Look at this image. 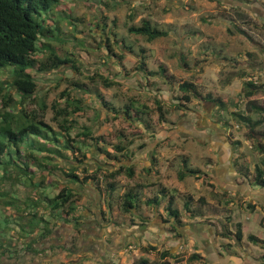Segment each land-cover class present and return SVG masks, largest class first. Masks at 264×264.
Wrapping results in <instances>:
<instances>
[{
	"label": "rangeland",
	"instance_id": "374dc122",
	"mask_svg": "<svg viewBox=\"0 0 264 264\" xmlns=\"http://www.w3.org/2000/svg\"><path fill=\"white\" fill-rule=\"evenodd\" d=\"M60 2V7L71 8L72 13L80 21H76V25L73 26L64 23L61 26L63 31L61 34H67L70 37L64 41L58 39L53 44L62 53L73 52L72 56L76 58L75 63L79 65V69H75L70 63H61L58 67L45 71V73H34L39 92L34 100L27 99L23 104L26 112H36L40 119L42 118L54 129H57V120L52 117L56 114L55 105L58 101L64 103V97L60 94L61 90L69 86L74 79L93 83L94 81L88 75L94 74L97 69H100L104 74L111 75L110 68L112 65L110 63L102 64V59H100L107 52L101 39L102 37L108 38L117 50L118 43L116 42H118V38L123 37L127 42L133 43L136 50L139 46L146 48L150 54L146 58L147 65L155 69L161 61L167 66L168 71L174 74L176 80H194L203 93L211 90L214 95L225 98L227 100L226 106L220 109L211 104L210 101H199L193 98L190 105L195 107L198 104L197 108L195 107L196 110L176 109L173 105V102L176 101L173 97L177 93L175 86L159 82L163 86L156 89L148 83L140 72L133 70L126 75L118 74L116 79L120 82L103 89V94L111 99L115 105H123L130 97L149 104V118L157 131V140L151 134L146 137L142 132L144 131L143 128L139 127L140 125H133L132 120H128L125 114L119 113V116L114 117V110L105 106H102L103 111L97 118L93 117L94 114L92 119L90 115L84 114L80 117V121L87 124L91 123L94 128V135H101L110 144L119 142L121 136L117 137L119 132L127 135L123 141L128 142L127 140L133 137L131 144L133 147L142 142V136L147 141L146 146L157 144L159 146L157 164L160 171V177L157 179L164 180L168 184L177 182V169L182 166L181 159L184 154L187 155V161L192 166H198L205 172H209V164L217 162L220 157L216 151L220 148H224L225 161L232 159V162L241 164L240 171L246 169L251 175L255 173L254 163L262 162L264 159V151L258 147L259 143L264 144V136L257 135V132L264 129V119L263 122L255 126L256 137L252 138L248 136L249 127L241 121L240 116L235 112L240 111L242 114L251 115L252 119L264 117V111L255 110L253 107L250 109L247 104V101L254 100L256 104L264 105V86L256 88L255 92L247 97L244 81V79H251L255 83L264 84V0H60ZM106 2H108L107 7L104 5ZM132 10L135 14L131 20L128 14ZM103 13L106 16L105 22H100L99 25L101 26L98 27L95 17L101 18ZM148 17L161 28L168 29L170 33L166 36L147 40L143 36L127 31L129 25L140 24L141 19ZM237 28L242 29L253 40L237 32ZM81 41L83 43H80ZM252 41L258 43L259 46L253 44ZM181 55L186 56L188 66L180 60ZM224 55H227L228 58H223ZM133 56V54L126 56L125 65L128 69L132 67V63L135 61ZM244 69L248 72L251 71V74H245L242 77L240 72ZM11 79L12 67L0 68L2 92L10 94L14 100H19L20 96L10 84ZM96 79L97 77H95V81ZM98 84L102 85L101 82ZM153 95H157L168 110L164 122L158 118L159 112L155 108ZM42 96L45 102L44 110L38 107L39 100H36ZM83 97H86L87 103L98 105L97 101L92 99L91 94L85 95L83 93ZM10 110L12 109L10 108ZM12 112L14 111L12 110ZM79 124L81 123L79 122ZM205 129L211 130L212 137L202 136ZM74 132L75 130L72 131L73 134ZM216 132L219 135L215 134ZM221 133L224 134L223 139H220ZM237 140L241 141L236 143ZM93 151L96 152L94 155L97 156V151L95 149ZM142 151H145V148L136 150L135 159L132 161L136 170L135 176L129 178L125 173L117 176L121 185L124 182H137L146 179L145 173L140 169L141 164H139L140 160L144 159L141 156ZM22 154H24L23 151ZM94 155H90V161H94ZM103 155L101 154V156ZM0 157V264H13V251L16 245L11 247L13 242H17L19 246L16 250L19 255L28 249L33 251L32 244L40 243L38 245L42 249L38 248L39 250L35 252L41 258L49 249L48 251L53 254H50L51 256L48 258H43V261L48 260L49 264H78L83 262L85 258L82 254L87 252L83 250L84 246L78 245L79 239L77 241L76 239L71 240L73 234H76L75 230H71L70 225L61 222L63 220L59 218V214L55 215V219L50 216L47 200L44 198V195L55 193L59 187L51 186L50 188L45 185L48 177H50L47 172H41V169L31 161L25 165V161L19 158L14 148L11 155L6 154ZM26 166L27 168H25ZM59 173L61 181L64 182V178L61 176L63 175L62 171L59 170ZM209 178H215L214 174H211ZM191 180L198 181L193 176H187L183 182H177V184L181 185L182 183L186 191L187 189L194 191L195 185L193 186L191 183V186L188 183ZM204 183H206L205 180ZM252 185L253 187L258 186L254 183ZM93 186V189H96L97 186L95 184ZM76 188L80 189L78 185ZM88 188L89 190L85 186L82 191L86 194L89 192L92 200L100 199L103 195L101 193L105 192V190H100L101 192L97 193L96 190L92 191L89 186ZM121 189L119 187L117 191L120 192ZM195 189L202 190L201 188ZM184 194L183 192L182 195ZM243 196L240 192H231L230 194L228 192L223 198L233 200L235 205L230 210L229 204L225 201L223 208L227 210V215L231 216L230 223L228 222L227 225H231L235 229L236 219L242 222L246 232L243 240L248 242V234L250 233L263 234L264 236V223L260 221L264 216V206L259 203V206L253 209L248 205V202H245L246 200L243 201ZM185 198L187 196H184L182 200ZM11 199H22V202L16 203L19 211L14 208V204L5 203ZM182 200H178L181 206L183 205ZM114 211V217L122 215L120 209L115 207ZM42 217L47 218L48 221ZM58 219L64 224H62L63 226H58L56 222H50L58 221ZM81 221L80 226H83L85 230L98 227L94 223V219L85 220L82 216ZM105 221L102 220V222ZM46 229H50L53 234H47L40 242L42 235L39 231ZM65 230V239L59 240L58 235H61ZM90 232L95 235L94 232ZM189 237L187 236L186 240L181 243V250L178 251L180 261H176L171 255L161 257L158 251L147 255L148 259L151 263H161L168 260V264H201L198 259L189 260L188 258L193 252L190 245H185L186 242L193 244ZM225 239V245L220 247L222 252L241 251V247H239V243L235 242L234 237L230 240ZM250 243L252 246H258L253 241ZM34 245L37 246V244ZM226 245H230V247ZM80 250H83L81 255L78 254ZM123 250L124 252L120 251L117 257L120 261H123L121 254L129 252ZM140 252L139 250L135 254L132 251L133 259L140 257ZM55 254L57 255L52 260V256ZM128 254L131 253H127L125 256L128 257ZM95 258H98V253Z\"/></svg>",
	"mask_w": 264,
	"mask_h": 264
},
{
	"label": "trees",
	"instance_id": "16d2710c",
	"mask_svg": "<svg viewBox=\"0 0 264 264\" xmlns=\"http://www.w3.org/2000/svg\"><path fill=\"white\" fill-rule=\"evenodd\" d=\"M59 2L60 0H0V68L12 67L10 84L20 96L19 100H14L10 94L3 93L0 87V156L11 155V151L14 148L19 158L25 161V165L31 161L38 168L45 167L49 175L52 176L48 181V186L50 188L51 186L59 187L58 191L53 195H46L48 208L53 213L51 214L53 216L54 214H60L66 221H71L76 229H79L83 214L78 209L79 205L82 204L80 198L84 196L82 189L85 184L88 182L94 183L99 190L104 189L106 196L109 197L110 204H112L113 191L118 186V181L115 177L122 173L130 176L134 175V163H130L127 160L132 159V154H134L136 148L146 145V141H142L133 148L131 146L133 137H130L127 140L128 142L123 141L124 138H127V135L125 136L121 132L117 135V137L121 135L119 142L110 144L101 135H94L92 124L81 122L80 117L86 114L90 115L92 119L94 114L93 117L97 118L103 111L102 106H105L110 110H114V117L119 116V113L125 114L128 120H132L133 125H140L139 127L143 128L144 131L142 132H149L151 135H155L156 132L149 118V104L130 97L123 105H115L111 99H108L103 94V89L120 82V80L116 79L118 74L126 75L128 72L136 70L156 89H160L163 86L159 82L175 86L177 93L173 97L176 100L173 105L176 109L196 110L198 104L195 105L196 108L190 105L193 98L199 101H210L211 104L222 109L226 106L227 100L214 95L211 90L203 93L198 83L194 80H176L174 74L169 72L167 66L162 62L158 63L155 69L150 67L147 65L146 60L149 54L144 46H139L136 50L133 43L127 42L125 38L121 37L116 42L118 43L117 51L108 38L102 37L101 42L106 46L107 52L100 59H102V64L110 63L112 65V68H110L112 74H104L100 69H97L94 74L88 75L94 81L93 83L74 79L69 86L61 90L60 94L64 97V103L58 101L55 105L56 114L52 118L57 120L58 128L54 129L51 124L45 122L42 118L40 119L36 112H26L23 104L27 99L34 100L39 92V86L35 78L36 73H45V71L58 67L61 63H70L75 69H79V65L75 63L76 58L72 56L73 52L66 51V53H62L53 44L58 39H63L64 41L70 37V35L61 34V32L63 33L61 26L64 23L73 26L76 25V21H80L72 13L71 8L60 7L61 2L60 4ZM104 5L107 7L108 2ZM56 8L58 9L55 11ZM104 14L101 18L95 17L98 27L101 26L99 25L100 22H105L106 16ZM134 14V10H132L128 17L132 20ZM203 20L206 21V19ZM127 31L131 34L143 36L147 40L166 36L170 33L168 29L161 28L153 23L149 17L141 19L140 24L129 25ZM236 31L253 40L242 29L237 28ZM80 43L83 42L81 41ZM252 43L259 46L254 41ZM128 54H133L135 59L130 69L125 65ZM180 58L184 65H189L185 55H181ZM223 58H228V56L224 55ZM240 74L243 77L245 74H251V71L248 72L244 69ZM95 77H97L96 81ZM244 81L247 97L251 96L256 88L264 86V84L255 83L251 79H244ZM98 82H101L102 85L98 84ZM83 93L85 95L91 94L92 99L97 101L98 105L87 103ZM153 96L155 108L159 112L158 118L161 122H164L166 121L168 110L157 95ZM36 100H39L38 107L44 110L45 102L43 96ZM247 104L250 109L253 107L255 110L264 111V105L256 104L254 100L247 101ZM235 114L240 116L241 121L249 127L248 136L256 137L255 126L263 122L264 117L252 119L251 115L242 114L240 111H236ZM73 130H75L74 134L72 133ZM258 134L264 136V129L257 132ZM240 141L237 140L236 143ZM258 147L261 151H264L263 143H259ZM93 149L97 151V156L94 155L96 152ZM22 151L24 154H22ZM101 154L104 155L101 156ZM90 155H94V161L89 160ZM181 160L182 166L179 168L180 178L187 175L201 177L200 174L205 173L198 166L194 167L188 163L186 154L183 155ZM263 165L264 159H262V162L254 163L255 173L250 176L249 180L251 183L264 187ZM45 169H41V172L45 171ZM59 170L63 173L64 182L58 176ZM243 172L248 176L249 172L246 169ZM41 184L43 183L41 182ZM77 185L80 189L76 188ZM165 190L166 187H162L160 194L164 195ZM119 196L120 208L125 211H132L134 207L138 206L140 201V185L127 188L123 193H119ZM158 197L159 195L157 194L153 197L149 196L147 201L159 204L160 200H158ZM188 197L184 199L185 210H189L190 207L191 200ZM18 200H7L6 204H14V208L19 211V207L16 204ZM225 200L228 204L231 201L229 198ZM34 204L37 205V203ZM248 205L253 207L255 204L248 203ZM228 208L231 210L233 207ZM164 209L167 216L169 218L173 217L177 225L183 223L180 217V209L175 205L173 195L168 198V203ZM76 210L79 212L76 213ZM190 212L192 215L195 214L193 213L195 211L190 210ZM221 212L225 214L226 222L224 226L227 227V221L231 216L227 215V210H224V208L221 209ZM236 225V239H240L243 236L241 222L238 220ZM227 234H230V232L224 230L223 235ZM258 238L254 233L249 235L250 240L256 241ZM149 247L154 248L155 246L150 245ZM178 254L179 252L171 253L166 248L161 252V257L171 255L176 261H180ZM188 258L189 260H199L202 255L197 251H193ZM137 260L135 264H147L149 261L146 257H140ZM168 263L169 261L167 260L154 264Z\"/></svg>",
	"mask_w": 264,
	"mask_h": 264
},
{
	"label": "crops",
	"instance_id": "0c3cea01",
	"mask_svg": "<svg viewBox=\"0 0 264 264\" xmlns=\"http://www.w3.org/2000/svg\"><path fill=\"white\" fill-rule=\"evenodd\" d=\"M147 53L149 54V52ZM149 56L150 54L148 55V57ZM156 132L154 137L157 140L158 135L156 134ZM203 133L204 134L202 136L208 135L211 137L213 134L209 129L203 130ZM149 134V132H144V135L146 137L150 136ZM215 134L218 133L216 132ZM221 134L222 135H220V139H223L224 134ZM142 138V141H145L144 137ZM202 144L206 145L204 142H202ZM158 147L159 146H157V144L154 146L145 145V151H142L141 153V156H143L144 159L140 160L139 164H141L140 169H142L145 173V180L141 179L137 182L134 181L129 183L124 182L121 185L120 180L117 179V176L115 177V179L118 181V186L113 191L112 204H110L109 197L106 196L105 192L101 193L103 195L100 199L92 200L89 192L88 194L84 193V196L80 198V202L82 204L79 205L78 210L83 214V218L85 220H95L94 223L98 225L96 229L88 228L87 230H85L83 229V226H79V229H76L71 221H66V219L62 216L59 217L63 220L61 222L70 225L69 228H71V230H75L76 234H73L71 240L76 239L77 241L79 239L78 245L85 247L83 250H86L87 253L82 254L84 255L85 259L83 262L81 261L78 264H135L138 261L137 259H139L140 257H146L147 260H149L147 255L156 253L157 251L161 256V252L166 248L169 249L171 253H178V251L181 250V243L186 240L187 236H190V241L193 244H187L186 242L185 245H190L192 247V251H197L202 255V258L199 259L201 261V264H264L263 234L261 235L254 233L259 238L256 241H253L249 239V235L251 234L250 233L248 234L249 241L245 242L243 238L245 237L246 232L244 231L242 222L239 221L241 222V231L243 232V236L240 239H236V224L239 219H236L234 223L235 229H233L231 225H227L226 227L224 226L226 222L225 214L221 212V209L223 208V205L226 201L223 197H225L228 192L229 194L231 192H240L242 195H244L243 201L246 200V203L248 202L255 204L253 206L254 208H257L259 206V203L264 206V187H253L252 183L249 180L250 176L252 175L250 173L248 174V176L245 175L243 171H240L241 164L232 162V159L228 161L226 159L225 161L223 156L224 148H220L216 150L219 153L220 157L217 162H211L209 164V172H203L202 174H200L201 177H196L195 175H187L193 176V178L198 179V181L191 180L188 183L190 185L192 183L193 186L195 185V188H201L202 190L198 191L197 189L193 188L194 191L188 189L186 191L184 190L186 188L182 183L181 185L177 184V182H183L185 177H187L185 176L183 178H180V166L177 169L176 183L168 184L167 182H164V180L161 181L157 179L158 177H160V171L158 170L159 168L157 164ZM144 148L141 147L135 149L134 154H132V159L127 161L131 163L135 159L136 150H143ZM40 169H45V167H40ZM45 171L49 175L46 169ZM135 173L133 176H135ZM211 174H214L215 178L210 179L209 176L211 177ZM59 175L60 173L58 174V176ZM133 176L127 174V177L129 178H133ZM50 179L51 176L48 177L45 185H48V181ZM204 180L206 181V183H204ZM93 184L94 183L88 182L87 184H85V186L88 190L89 186L92 191L96 190L97 193H100L101 191L98 189V187H95L96 189H93ZM138 184L140 185V201L138 206L134 207L132 211L122 210L119 203V193H123L124 190L129 187H137ZM119 187L122 188L120 192L117 191ZM162 187H166L164 195L160 194V190ZM183 192L185 193L184 195H182ZM156 194L159 195V204H154L150 203V201H147L149 196L153 197ZM171 195H173L175 205H177L180 209V217L183 222L181 225H177L174 222L173 217L169 218L166 214V210L164 209V207H166L168 203V198ZM44 196V198L47 200V196ZM184 196H189L188 198H190L191 200L189 210L184 209L185 200H182ZM179 199L180 201H183L182 206L178 202ZM17 202H22V199H19ZM234 205L235 203L233 202V200H231L228 207H233ZM115 207L117 209H120V213L122 214L121 216L118 215V217H114L113 213H115ZM78 210H76V213L79 212ZM190 210L195 211L193 212L195 214L192 215ZM49 213L52 212H50L49 210ZM52 214H50V216L55 219V214L54 216ZM84 215H86L87 217ZM42 219L48 221L47 218V220L44 217H42ZM102 220L106 221L102 222ZM260 221L261 223H264V216ZM50 222H56L58 226L63 224L59 222V219L58 221L53 220ZM228 222L230 223V220L227 221V224ZM224 230H228L230 234L223 235ZM90 231L94 232L95 235H92ZM39 232H41L42 235L40 242H42V239L47 234H53L51 233L52 231H50V229ZM65 235L66 230L65 232H62L61 235H58V239H65ZM233 237L235 238V242L239 243L241 251L228 253L222 252L220 250V247H223V245H225V238L230 240ZM250 241L257 243L258 246H252ZM14 244L16 245L13 251V264H49L48 260L43 261V258H48L49 256H51L50 254H53L48 251L49 249L46 250V254L41 258H39L38 254L35 252L36 250L42 249L40 245H38L40 243H34L37 244V246L32 244L33 251H30L28 249L25 250L21 255H19V253H16V250L19 247L17 245V242H13L11 247ZM150 245H153L155 247L151 248L149 247ZM226 246L230 247V245ZM123 249L128 250L129 252L127 253L131 254H128V257H126L125 255L127 253H122L121 255L123 256V261H120L117 259V257L120 251L124 252ZM83 250H80L78 254L81 255L80 253H82ZM131 250L135 254H137L140 250L141 256L137 259H133L134 256ZM260 250H263V252H260ZM97 253L98 258H95ZM56 255L57 254L52 256V260L55 259L54 257ZM15 257H17V259H15ZM40 261L43 262L40 263ZM147 264L154 263H151V261L149 260Z\"/></svg>",
	"mask_w": 264,
	"mask_h": 264
}]
</instances>
